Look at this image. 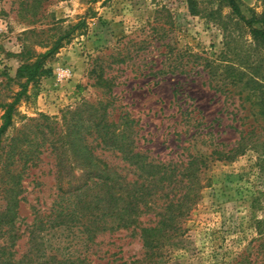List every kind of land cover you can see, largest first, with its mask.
<instances>
[{"label":"rangeland","instance_id":"1","mask_svg":"<svg viewBox=\"0 0 264 264\" xmlns=\"http://www.w3.org/2000/svg\"><path fill=\"white\" fill-rule=\"evenodd\" d=\"M240 2L264 13V0ZM219 7L217 0H0V126L5 106L22 90L17 70L60 46L45 61L49 72L15 105L1 137L0 215L13 175H20V193L14 226L0 225V245L17 262H43L42 250L92 264L146 262L139 229L100 234L94 244L57 230L41 233L33 248L29 241L34 218L53 203L60 170L65 167L66 181L80 174L70 148L61 145L69 112L103 101L109 120H133L135 146L150 159L206 158L195 207L153 262L264 264V64L234 84L223 81L224 70L204 68L205 59H222L226 51L208 17ZM236 43L254 49L246 36ZM257 55L264 60V52ZM59 69L67 75L58 77ZM241 137L246 145L233 156ZM96 154L121 164L112 154ZM156 211L142 214L139 226L155 225Z\"/></svg>","mask_w":264,"mask_h":264},{"label":"trees","instance_id":"2","mask_svg":"<svg viewBox=\"0 0 264 264\" xmlns=\"http://www.w3.org/2000/svg\"><path fill=\"white\" fill-rule=\"evenodd\" d=\"M217 1L220 7L208 17L214 19L221 30L226 51L222 53V59H205L204 68L215 69L216 74L224 70L223 81L227 79L234 84L254 64H258L257 67L264 64V60L257 58V53L264 52V13L257 15L253 10H244L240 0ZM221 7L229 10L226 16L221 14ZM189 10L193 15L197 13L193 2H190ZM241 36L249 38V46L253 45L254 49L246 52L238 47L236 42ZM233 44L236 46H231ZM59 47L56 45L47 54L39 55L34 62L17 70L16 77L24 83L13 102L5 106L4 122L0 126V147L1 137L11 125L15 105L29 84L38 82L49 72L45 69V61ZM108 107L103 101L83 103L69 112V126L63 137L65 141L61 138V145L70 148L80 174L74 181H66L63 176L65 167L61 161L58 162V168L62 166L64 169L58 173L55 198L48 213L39 214L33 220L29 232L31 248L41 233L49 234L53 230L79 237L85 244H94L100 234L139 229L146 262L131 264H156L153 260L159 257L164 241L182 232V225L198 201L202 188L199 174L206 165V158L190 155L187 162L181 164L150 159L135 146L131 130L133 120L123 119L118 123L109 120ZM245 141V137L240 138L233 156L243 150ZM97 151L114 155L121 164L107 163L96 154ZM233 156H228V159ZM12 179V186L4 188L9 196H6V209L0 215V225L6 227L14 226L19 204L20 175H13ZM158 202L161 205L156 207ZM154 211L158 217L155 225L140 227L141 215ZM32 256L39 258L35 254ZM14 257L15 254L0 245V264H92L80 257L59 258L46 250H42L40 256L43 262H17Z\"/></svg>","mask_w":264,"mask_h":264},{"label":"built area","instance_id":"3","mask_svg":"<svg viewBox=\"0 0 264 264\" xmlns=\"http://www.w3.org/2000/svg\"><path fill=\"white\" fill-rule=\"evenodd\" d=\"M58 77L63 78L67 75V70L65 69H59L57 72Z\"/></svg>","mask_w":264,"mask_h":264}]
</instances>
